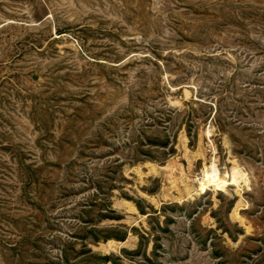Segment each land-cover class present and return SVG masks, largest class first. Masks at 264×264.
I'll return each instance as SVG.
<instances>
[{
  "label": "rangeland",
  "instance_id": "374dc122",
  "mask_svg": "<svg viewBox=\"0 0 264 264\" xmlns=\"http://www.w3.org/2000/svg\"><path fill=\"white\" fill-rule=\"evenodd\" d=\"M0 264H264V0H0Z\"/></svg>",
  "mask_w": 264,
  "mask_h": 264
},
{
  "label": "bare ground",
  "instance_id": "6f19581e",
  "mask_svg": "<svg viewBox=\"0 0 264 264\" xmlns=\"http://www.w3.org/2000/svg\"><path fill=\"white\" fill-rule=\"evenodd\" d=\"M196 88L194 87V84H189L183 86L182 88L180 87L179 90L184 91L183 99L191 102L192 104H196L197 102L198 103L204 102L203 100L199 99L198 95H194L193 92L190 91V90L196 91ZM172 90L175 91L176 89L172 87ZM181 103L182 102L179 101L176 104H181ZM204 135L208 139L209 142L208 145L211 148V150L213 152H216V144L212 137L213 136L212 127H210L205 132ZM226 143L228 145V142ZM200 149H204V148H202L201 146ZM201 152L203 156H205L204 154L205 152L203 150H201ZM214 159L215 157H211L210 159L211 165L209 167L205 157H203V164L198 174L193 176L189 175V177H187L186 182L184 183V186L182 188V191L188 199L192 200L195 196L197 197L200 195L203 196L206 195L207 193H212V194L217 193L218 189L222 187V182L224 181V173H226V175L230 174L231 182L236 185H239L243 181L242 178H245V176H243L244 169L240 167L239 164L236 163L232 164L230 172H227L226 170L222 171L219 168V165L214 163Z\"/></svg>",
  "mask_w": 264,
  "mask_h": 264
}]
</instances>
